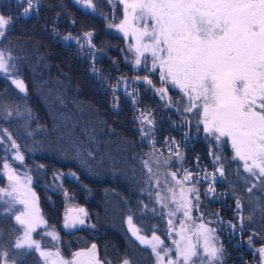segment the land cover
<instances>
[{
	"label": "trees",
	"instance_id": "1",
	"mask_svg": "<svg viewBox=\"0 0 264 264\" xmlns=\"http://www.w3.org/2000/svg\"><path fill=\"white\" fill-rule=\"evenodd\" d=\"M92 3L98 13L73 0H33L24 14V0H0V14L12 18L0 37V50L10 54V68L25 88L22 93L0 72V130L19 145L24 160L15 168L31 177L46 228L59 236L52 244L37 230L33 238L43 248H59L64 259H71L94 243L101 261L120 264L128 258L130 264H154L151 251L137 243L125 223L131 216L145 232L156 225V232L163 233L162 216L152 210L150 157H169L172 140L183 163L204 183L225 177L224 185L230 186L236 170L225 149L218 162L224 175L217 173L196 119L178 109L180 102L169 105L161 98L155 75L134 71L126 62V40L109 26L110 19H121V5ZM89 32L91 37L85 36ZM86 39L90 45L83 46ZM145 76L155 87L134 80ZM169 94L175 102L176 95ZM2 163L0 148V188L5 187ZM59 173L75 175L59 180ZM224 185L204 198L207 218L234 228L224 238L229 264H256L253 251L264 244V213L259 211L264 198L258 211L247 199L236 210ZM68 207L87 212L73 230L63 228ZM235 213L242 216L240 227ZM21 233L13 213L0 202V252L8 253L11 264H44L35 248L15 247Z\"/></svg>",
	"mask_w": 264,
	"mask_h": 264
},
{
	"label": "snow or ice",
	"instance_id": "2",
	"mask_svg": "<svg viewBox=\"0 0 264 264\" xmlns=\"http://www.w3.org/2000/svg\"><path fill=\"white\" fill-rule=\"evenodd\" d=\"M24 2L27 3V7L23 11L24 14H28L33 7V0ZM82 2L92 6V0ZM119 2L124 5V19L118 27L125 35L128 34L125 26L128 25L129 11L132 19L143 22L142 28L133 29L137 40L135 63L139 65L144 53H151V71L158 68L161 81L163 83L170 81L188 98L189 106L184 111L192 112L193 109L202 108L198 126L202 123L204 132L214 136L217 141L227 138L234 150L233 159L243 161L245 172L257 176L258 170V178L264 177V0H119ZM11 19L0 14V37L5 35L6 26L10 24ZM91 35L90 32L85 33L87 37ZM68 38L71 37H66ZM10 59V54L6 56L5 52L0 50V71L6 74L9 72ZM142 79L152 85V80L147 76ZM13 83L21 91L25 90L22 80H13ZM156 91L163 98L167 88L161 87ZM147 122L152 123L151 120ZM0 143H3V137H0ZM11 144L17 150L15 159L22 162L24 156L19 152V145L15 140H12ZM215 160L218 162L220 157L216 156ZM145 165L147 166V161ZM3 168L7 170L11 191L6 192L0 188V193L6 192L11 198L9 210L16 203L27 207L28 197H34L35 193L30 188L25 189L20 183L19 176L14 173L6 158ZM217 171L223 176V165ZM71 175L74 176L75 173ZM171 176L175 180L176 173L172 172ZM191 177L192 173L186 171L182 180L175 182L181 185ZM27 182H31V177H27ZM187 191L197 190L193 187ZM248 191L251 192L252 189L249 188ZM173 195L175 196V193ZM181 199L183 200L181 206L184 207V215L187 217L191 211V201L184 195L183 188ZM237 208H240L239 200ZM79 212L87 216L83 208L79 209ZM15 220L23 226L24 231L23 238H17L15 247L35 248L44 258L45 264H49V261L51 264H111L110 261H101L98 258L97 245L94 243L86 250L72 253L71 259H64L59 248L55 252L44 251L40 241L32 239V233L41 224H46V221L30 212H21L15 216ZM77 223L83 224L84 220L79 216L73 217L71 221L67 217L65 219V227H74ZM128 223L132 235L141 244L151 245L157 264H164L166 256L167 264H193L194 258L199 255L196 246L190 243L184 248L177 246L175 259L171 258L170 248H164V254L161 255L158 246L162 245L163 241L159 236L153 234L152 238L148 239L146 236L138 235L139 229L132 225L131 217L128 218ZM213 231L201 224L198 233V238L202 237L204 240L203 252L210 264L220 261L223 253L222 247H216L210 242L209 233ZM47 235L51 236L53 241L59 240L55 232H48ZM251 239L249 237V243ZM174 243L178 245V242ZM257 251L261 257V264H264V246ZM7 256L6 251L0 252V257L5 258V264ZM122 264L130 262L124 259Z\"/></svg>",
	"mask_w": 264,
	"mask_h": 264
},
{
	"label": "rangeland",
	"instance_id": "3",
	"mask_svg": "<svg viewBox=\"0 0 264 264\" xmlns=\"http://www.w3.org/2000/svg\"><path fill=\"white\" fill-rule=\"evenodd\" d=\"M106 1H108L113 5L115 3L116 4L119 3L121 5V10H122V14L120 17L121 19L116 21L110 19L109 23L110 25H113L110 28L113 29L117 34H119L126 40V46H127V54L125 56L126 62L131 65L134 71L144 70L146 71V73L150 75H155L159 80L160 88L161 87L167 88V92L165 93L164 98L167 99L168 104L170 105V104H175L176 102H180L178 109L184 113H189L191 118H195L196 122L198 123V121L201 120L202 111H203L202 108L193 109L192 112L184 111V109L189 106L188 98L184 95V93L180 90V88L174 87L170 81L168 83H163L160 79V71L158 68L155 71H151L152 69L151 53H144V56L141 57V63L139 65L135 63L136 60L135 47L137 45V40L133 29L142 28L143 22L140 20L132 19V14L129 11L128 25H131V27H129L128 25L125 26V31L128 32V34L125 35V32L121 31L120 28L118 27L121 24V21L124 19V5L121 4L119 0H106ZM73 2L81 9L87 12L98 13L93 3L92 6H89L88 4L82 2V0H73ZM150 23L151 22H149V25ZM88 44L90 45L88 39L83 41V46H86ZM5 55L7 56L8 54L5 53ZM0 72L6 74L2 71ZM6 75L9 77V79H11L12 82L13 80H21L19 73L17 71H14L12 68H10V62H9V72ZM142 78L143 77H141V79H136V77H134V80L143 81ZM18 90L21 91L20 88H18ZM21 92L24 93V91ZM169 92H172L174 95H176L175 102L170 101ZM199 126L201 128V136L203 137V140L207 146V150H209V157L211 158L213 164L216 165L215 171L218 173L217 169H219L220 167L218 166L219 161L217 162L215 160V157L220 156V152L226 149L231 155V162L237 172V173L235 172L237 180L234 181L230 186L224 185L223 181L225 180V177H219L217 179L218 180L217 182L215 181L211 183L202 182L197 177V175L193 173V169L183 163V159L181 158L183 154H181L179 157H175L177 156L176 150L178 149V147L176 142L171 140L170 142H173V145L168 150L169 157L154 155L153 157H150V162L148 164L149 168H151V173H152V204H153L152 210H153V215L162 216L161 219L163 226L162 235L156 232L157 230L156 225H153V228H151V230L148 233L145 232L143 229L135 225L133 218L131 216H128L126 218L125 223L128 232L137 241V243H139L141 246L145 248H148L150 251H151V245L141 244L139 240H137L136 237L132 235V230L128 223L129 217L132 218V225L135 226V228L139 229L138 235L146 236L148 239H151L153 234L160 237V240L163 241V244L158 246V250L161 251V255L164 254L163 253L164 248H170L172 249L171 258L175 259L177 246H179L180 248H184L190 243L196 246V249L199 253V255L194 258L193 264H210L207 255L203 252L204 240L202 237L198 238L200 225L203 224L207 228L214 230L213 232L209 233V239L211 244H213L216 247H222L223 249V253L220 258V261L215 262V264H229L227 250H225L224 247V238L229 239L228 236L230 232L234 230V228L226 229L223 226V223H220L219 221L212 219V216L210 218H207L206 212L208 210L204 205V198L213 196L214 193L218 194L217 191L219 187H221L223 184L224 187H226L228 191H230L229 196L232 199H234L233 203H234V208L236 210H238L237 200L240 201L239 209H242L244 204L246 203L245 200L247 199V201L254 202V205H252V209L253 210L257 209L258 211V207L261 204L260 200L264 198V177L258 178L259 176L258 170H256L257 176H253L250 173L245 172L243 168V161H240L238 158L233 159L234 150L231 147V142L227 140V138H222L221 141H217L214 136L204 132V126L202 123H200ZM0 137H3V143H0V148L3 150L2 176L5 179V187L3 189H5L6 192L11 191V188L9 186V181L7 179V170L3 168V164L5 163V158H6L7 162L14 170V173L17 176H19L20 183L25 186V189L30 188L31 191L35 193L33 189L32 179L30 183L27 182V177L30 176H28L25 173L18 172L15 168L16 164H20L23 161L21 162L15 159L17 150L12 147L11 141L13 139L11 135H9L7 132L0 130ZM5 149H9V151H5ZM165 161H167V163H164ZM249 163L251 162L249 161ZM186 171L191 172L192 177L188 181H184L181 185L176 184L175 181L182 180L183 176L186 174ZM172 172L176 173L175 180L171 176ZM57 176L58 179L60 180L62 177H71L72 175L70 173H59ZM239 185L243 187V190L239 188V190L236 191V187H238ZM193 187L197 190L196 192L187 191L189 188H193ZM181 188L184 189V195L187 197V199L191 201V205H190L191 211L189 213V216L187 217L184 215V211H185L184 207L181 206L183 204V200L181 199ZM210 188L212 189L211 191L209 190ZM249 188L252 189L251 192L248 191ZM6 192L0 193V197H2L0 198V202L6 207V209L9 212L13 213L14 220H15V216L19 215L21 212H30L42 217L40 215V209L38 206V198L36 193L34 197L32 196L28 197L29 205L27 207H25V205L23 204L16 203L14 206L11 207V210H9L10 208L9 201L11 200V198L6 195ZM173 193H175V196L173 195ZM246 194L248 195V197L245 198ZM14 195L17 194L14 193ZM242 196H244V199H242ZM178 208L179 210H177ZM79 209L81 208L68 207L65 209L63 213L64 229L73 230L82 225L77 223L74 227H65L66 217L69 219V221H71V219L76 216H79L80 218L83 217V214L79 212ZM259 211L261 212L260 215H263L264 207L259 209ZM234 216L237 218V221L239 223L238 226L240 227L242 221L241 214L235 213ZM169 221H171V223H169ZM15 223L18 224L16 220ZM21 227H22V233L19 238H23L24 236L23 226ZM37 230H40V235L48 237L52 244L58 242V241H53L51 236L47 235L48 232H55V231L48 230L46 228V224H41L38 228H36V230L32 233V239H34L33 235ZM174 241L178 242V245L177 243H174ZM262 246H264V244L253 251V254L257 255L258 258V263L256 264H261V257L257 250ZM41 248L44 251H50V252L56 251V249H51L50 247L43 248L42 245ZM152 256H153L154 264H157L156 257L153 253ZM0 258H1V263L5 264V258L3 257ZM252 258L255 260L254 256H252ZM53 259H55V257H53ZM167 259L168 257L166 256L164 260V264H167ZM43 262L45 264L44 258H43ZM6 264H11V262L6 260ZM49 264H51V261H49ZM120 264H122V262Z\"/></svg>",
	"mask_w": 264,
	"mask_h": 264
},
{
	"label": "flooded vegetation",
	"instance_id": "4",
	"mask_svg": "<svg viewBox=\"0 0 264 264\" xmlns=\"http://www.w3.org/2000/svg\"><path fill=\"white\" fill-rule=\"evenodd\" d=\"M214 181H215V182H217V181H218L216 177H215L214 179H212V178H211V179H209V181H208V182H209V183H211V182H214Z\"/></svg>",
	"mask_w": 264,
	"mask_h": 264
}]
</instances>
